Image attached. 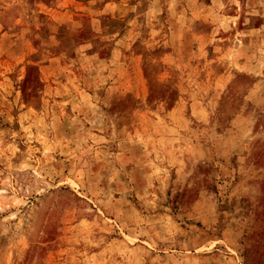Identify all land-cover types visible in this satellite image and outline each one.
I'll return each mask as SVG.
<instances>
[{
    "label": "rangeland",
    "instance_id": "obj_1",
    "mask_svg": "<svg viewBox=\"0 0 264 264\" xmlns=\"http://www.w3.org/2000/svg\"><path fill=\"white\" fill-rule=\"evenodd\" d=\"M0 264H264V0H0Z\"/></svg>",
    "mask_w": 264,
    "mask_h": 264
}]
</instances>
